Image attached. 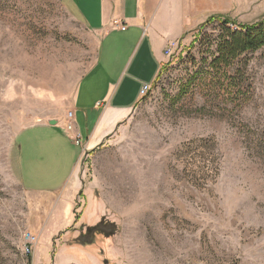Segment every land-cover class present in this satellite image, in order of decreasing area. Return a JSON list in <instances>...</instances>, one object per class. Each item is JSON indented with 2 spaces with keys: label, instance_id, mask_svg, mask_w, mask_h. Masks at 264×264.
Here are the masks:
<instances>
[{
  "label": "rangeland",
  "instance_id": "rangeland-1",
  "mask_svg": "<svg viewBox=\"0 0 264 264\" xmlns=\"http://www.w3.org/2000/svg\"><path fill=\"white\" fill-rule=\"evenodd\" d=\"M221 26L181 41L151 92L85 154L96 200L75 230L68 203L27 192L10 154L23 127L66 116L99 35L61 0H0V264H264V46L228 78L210 68ZM101 220L115 231L88 236ZM26 229L39 238L31 258Z\"/></svg>",
  "mask_w": 264,
  "mask_h": 264
},
{
  "label": "crops",
  "instance_id": "crops-1",
  "mask_svg": "<svg viewBox=\"0 0 264 264\" xmlns=\"http://www.w3.org/2000/svg\"><path fill=\"white\" fill-rule=\"evenodd\" d=\"M61 2L76 20L99 35L95 59L81 76L68 107L75 112L83 145L72 139L65 116L23 127L10 155L12 173L23 188L45 205L61 197L74 218L68 227L78 230V216L81 214L82 222L96 200L93 186L81 178V160L96 152L129 117L143 97V86L156 82L170 58L167 46L173 41H190L211 18L255 23L264 17V0ZM116 20L126 28L114 25Z\"/></svg>",
  "mask_w": 264,
  "mask_h": 264
},
{
  "label": "trees",
  "instance_id": "trees-1",
  "mask_svg": "<svg viewBox=\"0 0 264 264\" xmlns=\"http://www.w3.org/2000/svg\"><path fill=\"white\" fill-rule=\"evenodd\" d=\"M217 19L222 21V33L218 40L216 54L211 59L210 68L225 74V76L229 78V68L235 65L238 59H241L246 53L254 52L264 46V19L252 24H240L235 29L229 25L232 22L234 23L233 19ZM215 20L216 18H211L207 22ZM242 61H244V58ZM240 72L241 71L238 70V73ZM231 77L232 81L239 80L234 76H230V78ZM243 77L244 74L241 73V80ZM114 231L115 224L101 220L97 225L88 229L89 233L87 235L96 239L99 235H111ZM82 240L81 235L76 238L77 243L87 242L86 240Z\"/></svg>",
  "mask_w": 264,
  "mask_h": 264
},
{
  "label": "built area",
  "instance_id": "built-area-1",
  "mask_svg": "<svg viewBox=\"0 0 264 264\" xmlns=\"http://www.w3.org/2000/svg\"><path fill=\"white\" fill-rule=\"evenodd\" d=\"M114 25L120 26L122 25L119 20L113 22ZM122 29H125L126 26L122 25ZM179 47V43L177 41L171 42L166 48V54L169 57H172L176 54V51ZM153 85L145 84L141 90L142 96H146L148 93L151 92ZM75 112L73 109H69L66 114V128L71 134L72 139L75 143L79 146L83 145V136L82 133L77 130L75 127ZM39 242L38 236L31 230L26 229L22 233V250L26 257L30 258L34 254L37 244Z\"/></svg>",
  "mask_w": 264,
  "mask_h": 264
},
{
  "label": "water",
  "instance_id": "water-1",
  "mask_svg": "<svg viewBox=\"0 0 264 264\" xmlns=\"http://www.w3.org/2000/svg\"><path fill=\"white\" fill-rule=\"evenodd\" d=\"M31 258V257H30Z\"/></svg>",
  "mask_w": 264,
  "mask_h": 264
}]
</instances>
